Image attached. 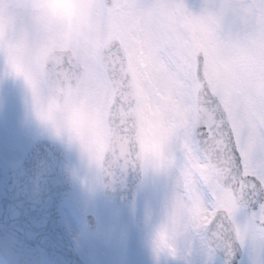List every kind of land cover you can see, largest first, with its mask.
I'll return each instance as SVG.
<instances>
[{
  "label": "snow or ice",
  "instance_id": "1",
  "mask_svg": "<svg viewBox=\"0 0 264 264\" xmlns=\"http://www.w3.org/2000/svg\"><path fill=\"white\" fill-rule=\"evenodd\" d=\"M0 66L22 161L36 125L85 187L164 183L154 264H264V0H0Z\"/></svg>",
  "mask_w": 264,
  "mask_h": 264
},
{
  "label": "water",
  "instance_id": "2",
  "mask_svg": "<svg viewBox=\"0 0 264 264\" xmlns=\"http://www.w3.org/2000/svg\"><path fill=\"white\" fill-rule=\"evenodd\" d=\"M31 145L32 163L10 166L0 159V259L6 264H87L67 233L61 211L75 201L69 155L48 139ZM49 157L55 158L52 170ZM139 187L138 178L130 175L123 186L102 192L108 204L128 208ZM94 228L88 218V229ZM242 255L237 252L236 264Z\"/></svg>",
  "mask_w": 264,
  "mask_h": 264
},
{
  "label": "rangeland",
  "instance_id": "3",
  "mask_svg": "<svg viewBox=\"0 0 264 264\" xmlns=\"http://www.w3.org/2000/svg\"><path fill=\"white\" fill-rule=\"evenodd\" d=\"M24 116L22 85L7 77L0 66V156L10 164L19 163L22 156L14 137L7 132V121H18ZM24 135L29 142L43 136L36 125ZM69 154L75 168L77 158L75 154ZM76 181V201L63 210V215L69 232L88 263L154 264L146 218L149 212L153 217L157 214L166 192L164 183L141 187L135 204L127 210H120L105 203L100 189L85 187L77 178ZM88 214L93 215L97 222L93 232L87 229ZM140 222L142 227L139 226ZM252 259L250 252H244L242 260L251 264ZM256 259H259L258 254ZM198 262L199 257H196L195 264ZM0 264L3 263L0 261ZM162 264H182V260L179 257H166Z\"/></svg>",
  "mask_w": 264,
  "mask_h": 264
},
{
  "label": "clouds",
  "instance_id": "4",
  "mask_svg": "<svg viewBox=\"0 0 264 264\" xmlns=\"http://www.w3.org/2000/svg\"><path fill=\"white\" fill-rule=\"evenodd\" d=\"M7 2V0H6ZM54 3H59V4H68L71 2V0H53Z\"/></svg>",
  "mask_w": 264,
  "mask_h": 264
}]
</instances>
